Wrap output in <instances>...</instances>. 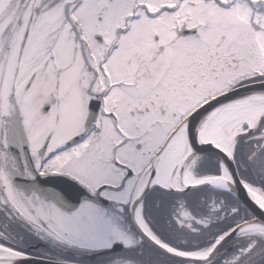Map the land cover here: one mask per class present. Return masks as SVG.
I'll return each instance as SVG.
<instances>
[{"label": "snow or ice", "instance_id": "1", "mask_svg": "<svg viewBox=\"0 0 264 264\" xmlns=\"http://www.w3.org/2000/svg\"><path fill=\"white\" fill-rule=\"evenodd\" d=\"M0 264H264V0H0Z\"/></svg>", "mask_w": 264, "mask_h": 264}]
</instances>
